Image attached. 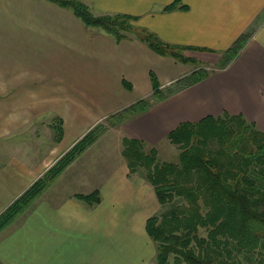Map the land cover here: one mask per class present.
Segmentation results:
<instances>
[{
  "label": "crops",
  "instance_id": "crops-1",
  "mask_svg": "<svg viewBox=\"0 0 264 264\" xmlns=\"http://www.w3.org/2000/svg\"><path fill=\"white\" fill-rule=\"evenodd\" d=\"M82 1L96 13L138 16L165 41L208 48L185 52L210 63L251 30L226 67L124 122L121 134L156 146L179 122L223 111L242 113L264 130V0H178L186 7L171 10L164 6L175 0ZM150 71L164 86L188 68L132 35L116 41L48 0H0V103L8 114L0 139L23 130L22 146H0V212L91 127L150 95ZM42 114L49 130L51 119H62V137L53 144L37 136ZM114 148L112 161L85 166L84 182L70 171L64 193L42 192L0 231L1 264L155 263L145 221L159 202L150 183L129 173L120 144ZM95 188V205L73 195Z\"/></svg>",
  "mask_w": 264,
  "mask_h": 264
},
{
  "label": "trees",
  "instance_id": "trees-1",
  "mask_svg": "<svg viewBox=\"0 0 264 264\" xmlns=\"http://www.w3.org/2000/svg\"><path fill=\"white\" fill-rule=\"evenodd\" d=\"M70 9L86 26L97 27L120 41L130 35L154 52L182 63L198 64L185 54L199 46L172 43L137 23L127 13H96L82 0H48ZM185 8L178 0L164 10ZM264 16V11H262ZM251 30L241 33L215 64L199 66L162 86L149 72L152 92L108 115L122 124L154 103L226 67L239 53ZM131 89L130 82L122 80ZM62 137V119L52 124ZM105 129L97 123L78 138L56 162L0 212V231L10 224L42 190ZM165 137L177 148V159H160L157 146L124 135L121 154L130 174L142 176L154 189L159 209L148 216L145 231L155 245L158 264H264V130L242 113L223 111L196 121H181ZM88 205L101 201L97 188L75 193ZM1 264V261H0Z\"/></svg>",
  "mask_w": 264,
  "mask_h": 264
},
{
  "label": "rangeland",
  "instance_id": "rangeland-1",
  "mask_svg": "<svg viewBox=\"0 0 264 264\" xmlns=\"http://www.w3.org/2000/svg\"><path fill=\"white\" fill-rule=\"evenodd\" d=\"M185 54L189 55V53H186V52H185ZM189 56L196 58L197 60H199V62H198V64L197 63L196 64L185 63L187 68H188V72H190L191 70H193L194 68L199 67V66H208L211 64L213 65L219 59L218 58L213 63H210L208 61L203 60L202 58L196 57L195 55H189ZM160 67H161V65L159 66L158 69H160ZM188 72H186V73H188ZM144 97H146V96H144ZM42 115L45 116L44 117L45 120H42L41 122L37 121L34 123L35 128H36V132L38 133L37 136L41 135V139H42L43 144H47V143L53 144V142L58 141L55 139V131H54V128L52 125L55 121V118L50 120L51 123L49 125H50L51 129L49 130V128L47 127L48 123H45V122H47L46 117H48L47 116L48 114H42ZM7 120H8V114H7L6 104L0 103V125H2V127L5 126ZM99 123H102L105 126V129L99 134L97 139L94 142H92L89 146H87L80 154H78L68 165H66L65 168L42 190V192H46V190L52 189V193L58 194V192H61V194H62L65 192L63 190V187H65V185H66L64 180H65V178L69 177L68 173L70 174V171H72V174H76V176H78V181L81 184L82 182H84L86 180V174H84L83 172L87 169V167H85V166H87V164H90L92 166H94V164H96L97 166H100V163H102V162L106 163V161L108 159H110L111 161L114 159V154L116 152L114 147L119 146V144H120V146L122 148L121 139L125 134H121V132L118 130L117 127H119L123 123L119 124V125H111L110 121L107 118L103 119ZM47 131H49V132L46 134ZM10 139H12L13 141L12 140L9 141L6 137H4L3 139H0V146H22V144H23V130H22V128L20 129V132H18V134L16 136L15 135H14V137L11 136ZM156 146L159 150L160 159H166V160H176L177 159V152H178L177 148L175 145L170 143L166 137L161 138L157 142ZM82 160H83V162L81 163ZM71 166H73V167H71ZM56 180H57V182H56ZM56 187H58V190H56ZM76 193H82V192L79 191ZM47 194H49V193H46V195ZM150 260H148L146 258L144 260L143 264H158L156 261H154L155 263H153ZM167 264H175V263L170 261Z\"/></svg>",
  "mask_w": 264,
  "mask_h": 264
}]
</instances>
